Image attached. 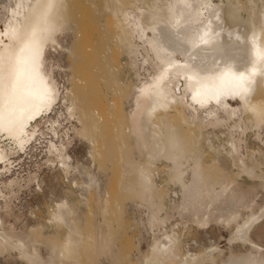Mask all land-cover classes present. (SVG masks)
<instances>
[{"label":"bare ground","instance_id":"obj_1","mask_svg":"<svg viewBox=\"0 0 264 264\" xmlns=\"http://www.w3.org/2000/svg\"><path fill=\"white\" fill-rule=\"evenodd\" d=\"M236 1H101V10L95 13L110 19L117 42L127 51L129 65L135 70L138 53L146 65L142 74L146 79L132 96L127 131L144 160L136 161L131 152L130 156L118 158L112 178L106 181L103 162L107 155L113 154L112 143L98 136L100 121L92 113L95 107L101 109L98 114L102 118L107 115V92L99 87L96 76V73L104 75L103 65L93 53L79 52L82 58L75 65L77 77L60 97V87L44 59L46 47L57 44L68 17L76 14L81 1L0 0L3 33L0 37L3 57L0 167L6 165L11 154L24 150L35 135L37 124L33 123L48 114L60 99L66 102L63 104L66 119L75 120L68 128L72 137L87 141L91 156L100 159L96 170L73 166L67 153L70 139L62 137L56 144L48 141L44 163L55 164L64 174L72 172L80 176L73 183L82 190L85 205L94 195L93 222H88L83 231L73 217L76 210L66 200L57 202L51 219L63 229V240H47L48 255L43 259L32 238L26 242L28 246L17 236L13 240L12 225L7 224L4 229L5 221L0 218V254L11 247L26 264H95L93 256L108 250L117 230L116 195L121 190L133 194L139 208L147 209L149 229L162 228L172 214L182 224L194 222L199 227L211 222L233 224L230 239L246 244L249 251L228 257L222 264H264L261 248L249 236L256 223L264 219V203L255 201L257 191L264 189V165L254 156V151H243L247 125L240 118L245 113L250 120L248 128L253 130L257 141L264 142V0L250 1L252 10L245 19L238 13L243 3ZM93 25L89 26L91 30L95 29ZM86 35L89 36L83 37L82 44L92 49V41L98 36ZM92 62L94 70L90 67ZM134 74L136 79L141 76L139 71ZM233 101L236 106L230 104ZM97 102L100 107L96 106ZM176 121L189 133L195 128L198 135L188 133L182 137ZM218 126H227L225 154L237 176L252 182L251 189L246 190L216 164L203 165L198 148L200 131ZM121 140L118 146L123 148ZM157 161L166 165L168 183L173 188L168 197L177 201L166 216H163L164 205L155 197ZM35 177L31 173L26 184ZM12 185V181L5 182L2 188L9 191ZM10 194L9 191L8 198ZM3 208L9 215L7 202ZM198 256L201 255L181 254L177 232L163 228L161 235L153 237L142 264H197Z\"/></svg>","mask_w":264,"mask_h":264},{"label":"rangeland","instance_id":"obj_2","mask_svg":"<svg viewBox=\"0 0 264 264\" xmlns=\"http://www.w3.org/2000/svg\"><path fill=\"white\" fill-rule=\"evenodd\" d=\"M101 1L78 0L80 4L78 3L76 14L68 17L65 29L57 37V44L46 47L44 59L45 64L51 66L53 75L60 87V92L63 93H60V97L64 95L65 88L72 86L77 77L75 65L82 58L79 52L85 50L87 53H93L95 59L103 65L104 75L96 73V76L98 77L99 87L107 92V115L105 114V118H102V115L98 114L101 109H96L95 107H93L92 113L100 121L98 136L101 137L102 141L110 139L112 143L113 154L111 156L107 155L103 162L104 180L109 181L112 178L111 173L118 158L122 159L127 155L130 156L131 152L136 161L142 162L144 160L136 149L134 138L127 131L128 113L132 106V96L137 91V86L146 79V76L142 75L144 74L143 68L146 65L142 64L139 53L136 54L137 67L135 70L129 65L130 60L127 57V51L122 43L117 42L115 29L110 19L106 15L95 13L100 12ZM247 1L257 2V0ZM236 2L240 5L245 3V6L242 4L240 10H238L239 16L245 19L249 13L248 11L252 10V3H247L246 0H237ZM91 24L95 25V29L91 30V27H89L92 26ZM81 26L88 27V29L85 27L82 29ZM90 33H94L95 37L98 36L96 40L93 38L92 49L90 46L85 47L82 44L85 36H89L86 34ZM97 49L100 51L98 54ZM94 62L91 63L90 67L95 65L96 62ZM91 68L94 70L93 67ZM134 71H139L141 74L140 78L136 79ZM64 103L66 102H62V99H60L48 114L38 118L33 123V125L37 124V127L32 140L23 151L11 154L6 165L0 167V218L5 221L4 229L7 224H11L12 230H10L13 240L18 237L22 239L25 246H28L29 239L32 238L43 259H46L48 255L45 247L47 240L57 242L63 240V229L57 227L51 219V214L55 210L57 202L66 200L70 207L76 210L73 217L83 231H86L88 222H93L92 216L96 210L94 195H91L89 204L85 205L83 203L81 199L82 190L73 183L75 182L73 179H80L77 173L64 174L60 169L56 168L55 164L48 165L44 163L47 142L51 141L56 144L63 139L62 137L70 139L71 143L68 145L67 153L73 166L77 165L79 168L86 166L96 170L100 161L96 155L91 156L92 151L87 141L81 137H72V132L68 128L75 124V120L71 119L74 122L71 120L69 122L66 119L63 109ZM230 104L236 106L235 101L230 102ZM96 106L100 107L99 102L96 103ZM184 112L187 113L186 110ZM240 118L247 125L243 138V142L245 141L243 151H254V156L264 165V142L257 141L253 130L248 128L250 120L247 115L243 113ZM175 123L180 135L185 137L189 132L181 122L176 121ZM216 128L208 127L207 130L202 129L200 131L198 148L203 165L210 167L216 164L218 168L226 171L229 177L241 183L246 190L251 189L252 182L244 177L239 178L237 176L238 173L232 166L229 157L225 154V130L227 126H218ZM239 129L240 127L237 128V131ZM190 133L194 136L198 135V131L195 128ZM190 133L189 135H191ZM120 138L122 139L123 148L118 146L120 145ZM262 140H264V133H262ZM154 170V177L158 187L155 197L164 205L165 213L163 216H166L169 215V211L176 205L177 201L176 198L168 197V192L173 188L168 183L166 165L161 161H157ZM31 173H35L36 177L33 180L35 182L33 183L32 181L26 184L27 177ZM9 181H12L13 185L9 190L11 194L8 198L9 191L4 190L2 187L5 182ZM72 184L73 186H70ZM74 187L76 188L74 189ZM118 192L120 193L116 196L119 200V215L117 214L115 217L117 221L114 223L117 230L113 233L112 243L108 250L93 256L95 264H142L153 237L161 235L163 228L166 230L173 229L177 232L181 254L186 255V253H189L202 256H200L201 258L197 257V264H222L228 257L243 255L249 251V247L246 244L230 239L233 224L226 226V224H214V222H211L204 227H199L194 222L182 224L176 214H172V217L171 215L169 216L168 221L162 228L153 227L149 229L146 222L147 209L138 207V201L133 194L121 190ZM255 201L258 204L264 203V189L257 191ZM5 202L10 208L9 215L6 214V209L3 208ZM172 202L174 203L172 204ZM249 236L264 254V219L256 223ZM19 257L15 249L8 247L7 251L0 254V264H26Z\"/></svg>","mask_w":264,"mask_h":264},{"label":"snow or ice","instance_id":"obj_3","mask_svg":"<svg viewBox=\"0 0 264 264\" xmlns=\"http://www.w3.org/2000/svg\"><path fill=\"white\" fill-rule=\"evenodd\" d=\"M3 36V33L0 32V37ZM3 57L0 56V94L3 92Z\"/></svg>","mask_w":264,"mask_h":264}]
</instances>
